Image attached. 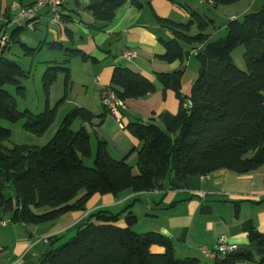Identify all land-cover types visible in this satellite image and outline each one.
Wrapping results in <instances>:
<instances>
[{
  "label": "trees",
  "instance_id": "trees-1",
  "mask_svg": "<svg viewBox=\"0 0 264 264\" xmlns=\"http://www.w3.org/2000/svg\"><path fill=\"white\" fill-rule=\"evenodd\" d=\"M207 1L217 8L241 0ZM79 2L74 0L76 5ZM126 4L139 10L144 6L139 0H89L86 11L94 21L91 28L105 30ZM63 10L59 11L60 21L65 20ZM150 10L156 24L174 36L169 42L160 40L165 53L158 59L184 64L195 46H203L196 55L198 78L188 95L182 90L185 69L156 74L163 92H175L179 112L160 115L163 128L154 119L137 120L127 126L141 143L136 167H131L126 158L115 160L107 141L102 139L97 140L94 167L85 166L84 160L93 156L91 137L86 127L74 131L72 126L77 120L87 125L95 119L103 122L105 114L96 116L81 107L71 110L44 146H9L12 132L0 125V209L11 214L12 223L41 225L69 212L86 211L87 202L96 194L153 192L162 190L166 180L172 188H180L190 177H203L218 170L246 175L264 168V7L242 20L230 21L227 36L218 42L210 41L211 36L206 34L212 21L193 10L186 9L190 16L186 24L157 16L152 7ZM194 26L196 35L191 34ZM24 30L18 27L11 32V45H20L31 56L46 47L67 57L63 63L48 62L43 76V86L49 94L62 74L67 95L72 85L70 61L95 59L61 42H43L37 48H29L21 41ZM240 47L245 48V72L232 62V53ZM9 49L10 46L0 53V120L11 124L24 121L25 131L42 137L55 124V109L40 114L19 110L16 98L6 88L14 86L17 94L24 97L20 80L26 74L16 61L6 57ZM110 91L126 101L154 94L157 85L129 68L116 67ZM188 101L190 108L185 107ZM9 190H13L12 194ZM131 208L128 206L119 214L104 210L91 214L74 237L59 247L55 248V244L63 237L49 238L50 248L40 264H201L195 258L178 259L171 240L161 234L134 232L138 220ZM40 210L45 212H36ZM123 215L126 226L122 228L118 223ZM247 232L249 241L257 245L256 252L240 250L215 259L212 264H264V234L250 225ZM153 246L162 247L165 252L154 254Z\"/></svg>",
  "mask_w": 264,
  "mask_h": 264
},
{
  "label": "crops",
  "instance_id": "crops-1",
  "mask_svg": "<svg viewBox=\"0 0 264 264\" xmlns=\"http://www.w3.org/2000/svg\"><path fill=\"white\" fill-rule=\"evenodd\" d=\"M36 1L38 0H0V29L5 27L7 33L11 34L18 27H24V31L30 29L36 32L43 26L46 34L37 47L43 42H61L95 59L93 62H82L76 58L69 63L72 91L82 87L83 95H93L88 107L77 106L96 116L105 114L103 122L95 119L91 125L79 120L81 127L87 128L91 147L93 140L96 145L98 139L105 140L108 151L115 160L126 158L131 167H136L137 151L140 150L141 143L126 128L137 120L148 122L154 119L157 123L160 122L159 116L164 113L176 115L180 110V102L174 91L163 92L156 74L185 69L184 64L178 61L166 63L158 59L165 53L160 40L169 42L174 36L156 24L150 7L157 16L170 19L178 13L177 7L182 8V5L176 0L174 3L170 0H139L144 5L139 10L126 4L117 11L114 20L103 31L91 28L94 21L86 11L89 0H80L78 5L74 0H67L63 7L64 21H55L52 13L45 8L38 12L34 22L29 25L26 24L27 21L13 22L14 14L10 12L12 3L27 6ZM263 7L264 0H241L230 5L229 8H234L230 19L242 20ZM66 30L71 32L70 35ZM21 41L30 48L28 41L22 40V37ZM128 48L138 51V57L133 61H126L121 57L122 52ZM202 48L203 46H195L196 50L191 55L196 57L197 51ZM60 53L64 56L63 52ZM64 61L65 59L54 62ZM116 67L129 68L157 85V92L154 94L124 101V107L120 111L123 128L119 127L103 102V93L110 90L112 73ZM183 79L182 90L188 95L190 92H187ZM56 132L55 130L52 137ZM163 185L162 190L153 192L125 191L116 196L96 194L87 202L86 211L69 212L53 222L41 225L14 224L10 221L11 214H5L0 209V264H40L43 255L50 248L49 238H64L75 233L91 214L100 210L119 214L131 206L138 225L141 217L134 212L138 204L145 206L143 218L147 225L144 233L154 232L169 238L178 259L195 258L201 264H212L214 259L205 257L201 249H213L218 239L224 236L239 251L256 252L257 245L249 241L247 226L264 234V168L246 175L223 169L211 173L208 180L202 176L190 177L180 188H172L168 180ZM36 212L43 213L45 210ZM118 226L125 227V221L121 219ZM151 252L162 254L165 249L153 246Z\"/></svg>",
  "mask_w": 264,
  "mask_h": 264
},
{
  "label": "rangeland",
  "instance_id": "rangeland-1",
  "mask_svg": "<svg viewBox=\"0 0 264 264\" xmlns=\"http://www.w3.org/2000/svg\"><path fill=\"white\" fill-rule=\"evenodd\" d=\"M177 3L182 5L177 7L179 9L178 13L173 15L170 20L178 23L186 24L189 19V14L186 12V9L193 10L200 15L207 18V20L212 21L211 25L206 31L207 35L211 36L210 41L218 42L224 39L227 36L226 25L233 20L230 19L232 11L234 8H229L230 6H219L217 8L210 6L208 3L201 4L200 0H176ZM228 7V8H227ZM148 12L150 10L148 8ZM44 23V22H43ZM198 33L197 26H194L191 30V34L196 35ZM46 34V30L43 26L39 27V30L34 32L30 29L22 32V40H26L31 44V47H37L40 43V40H43V35ZM245 48H237L232 53V62L234 65L242 70L247 71L246 64L244 61ZM6 56L16 61L24 70L26 77L21 79V85L25 89V95L19 96L16 92L14 86H7V90L16 98L18 103V108L20 111L29 110L34 114L44 113L47 110L55 109L56 122L55 124L46 132L42 137L35 136L28 133L23 129L24 121H21L17 124H11L6 121L0 120V125L4 128H8L12 132L11 140L9 146L14 145H33V146H44L52 138L54 131L58 130L66 114L78 107L77 105L89 106V101H92L93 95H83V88L77 87L76 90L72 91L73 85L67 91L65 95L64 90V77L59 75L55 84L51 87L49 94L44 89L43 86V76L49 66L48 61H63L67 57L63 56L60 52H53L44 48L43 50L37 51L33 56L27 55L24 49L18 45H11L9 52L6 53ZM77 61H80L79 59ZM183 68H185L186 73L183 79L184 86L189 93L192 85L198 78L199 65L196 60V57L191 55L187 61H185ZM189 89V91H188ZM159 127L163 128V125L160 122L155 123ZM81 128V122L79 120L75 121L72 130L77 131ZM93 144V157L90 159H85L84 164L87 167H94V157L96 153L97 145L95 141H92ZM134 174H138L137 169H134ZM9 194H12L9 190ZM138 208V209H137ZM134 212H137V215L141 217V221L138 225H135L134 232L143 234L146 230L145 226L147 225L144 221L143 216H145V206L144 204H138ZM126 215L121 217L124 220ZM143 232V233H141ZM75 233L69 234L55 244V248L59 247L66 242L70 241L74 237Z\"/></svg>",
  "mask_w": 264,
  "mask_h": 264
},
{
  "label": "built area",
  "instance_id": "built-area-1",
  "mask_svg": "<svg viewBox=\"0 0 264 264\" xmlns=\"http://www.w3.org/2000/svg\"><path fill=\"white\" fill-rule=\"evenodd\" d=\"M201 4L208 3L212 5V3L207 0H200ZM67 0H38L31 5H21L17 2H14L10 6V12L14 14L13 22L19 23L24 21H30L37 17V14L42 9H48L55 21H60V9L66 6ZM8 46L11 47V40L10 34L7 33L5 27L0 29V53L5 50ZM122 59L126 61H133L138 57V51L132 48H128L122 52L121 55ZM103 102L105 107L108 109L110 114L115 119L116 123L119 125L120 128H123L121 124V114L120 111L124 107V101L120 99L113 91H106L103 93ZM192 104L188 101L185 104V107H191ZM205 180L210 178V175L203 176ZM239 249L235 244L229 242L227 237H221L218 239L216 245L213 249H207L203 247L201 249V253L210 259H218L224 258L228 254H233L238 252Z\"/></svg>",
  "mask_w": 264,
  "mask_h": 264
},
{
  "label": "bare ground",
  "instance_id": "bare-ground-1",
  "mask_svg": "<svg viewBox=\"0 0 264 264\" xmlns=\"http://www.w3.org/2000/svg\"><path fill=\"white\" fill-rule=\"evenodd\" d=\"M56 243V242H55ZM54 244V243H53ZM53 246V245H52Z\"/></svg>",
  "mask_w": 264,
  "mask_h": 264
}]
</instances>
